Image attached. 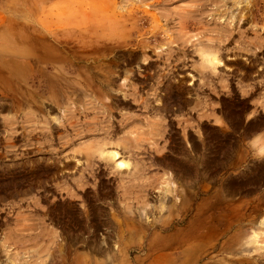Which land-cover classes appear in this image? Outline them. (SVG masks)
Instances as JSON below:
<instances>
[{
  "label": "rangeland",
  "instance_id": "374dc122",
  "mask_svg": "<svg viewBox=\"0 0 264 264\" xmlns=\"http://www.w3.org/2000/svg\"><path fill=\"white\" fill-rule=\"evenodd\" d=\"M2 1L0 264H264V0Z\"/></svg>",
  "mask_w": 264,
  "mask_h": 264
},
{
  "label": "bare ground",
  "instance_id": "6f19581e",
  "mask_svg": "<svg viewBox=\"0 0 264 264\" xmlns=\"http://www.w3.org/2000/svg\"><path fill=\"white\" fill-rule=\"evenodd\" d=\"M208 53V52H207ZM204 54V53H203ZM215 55V54H214ZM214 55H211V54H206V57H205V62L207 63V65L208 66H212V67H214L215 65H217V64H219V60L214 56ZM221 63V62H220ZM219 65H221V64H219ZM111 143V142H110ZM108 144V143H107ZM106 144V145H107ZM104 148V147H103ZM111 148V147H110ZM120 148V147H119ZM105 149V148H104ZM115 149V148H114ZM100 150V149H99ZM108 150V149H107ZM120 151V150H119ZM102 153V155L101 156H104L105 158H107L108 160H110L111 162H113V163H115V167H116V170H117V172L118 171H121V170H123L124 168H128L129 167V164H127L126 162H124V161H126V160H124V161H122V160H120V158H119V154H118V152L117 151H113V150H111V151H106V152H101ZM121 156V155H120ZM100 157V156H99ZM107 160V161H108ZM106 161V162H107ZM109 162V161H108ZM107 162V163H108ZM110 163V162H109ZM111 167V166H110ZM129 169V168H128ZM130 170V169H129ZM255 234V233H254ZM259 248V247H258ZM256 250V249H255ZM263 255V254H262Z\"/></svg>",
  "mask_w": 264,
  "mask_h": 264
},
{
  "label": "crops",
  "instance_id": "0c3cea01",
  "mask_svg": "<svg viewBox=\"0 0 264 264\" xmlns=\"http://www.w3.org/2000/svg\"><path fill=\"white\" fill-rule=\"evenodd\" d=\"M9 0H3L2 1V5L4 7H6L5 5L7 4ZM50 4L49 0H34V35H37L39 36L40 35V29L39 27H35V26H38V23H37V18H40L38 17L39 15V10L42 9V7H47L48 5ZM40 48L38 45H35L34 46V55L36 56L39 52Z\"/></svg>",
  "mask_w": 264,
  "mask_h": 264
}]
</instances>
